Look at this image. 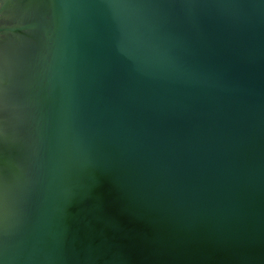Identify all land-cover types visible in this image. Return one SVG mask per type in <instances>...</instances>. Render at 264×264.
Instances as JSON below:
<instances>
[{"label": "water", "instance_id": "water-1", "mask_svg": "<svg viewBox=\"0 0 264 264\" xmlns=\"http://www.w3.org/2000/svg\"><path fill=\"white\" fill-rule=\"evenodd\" d=\"M0 264H264V0H0Z\"/></svg>", "mask_w": 264, "mask_h": 264}]
</instances>
